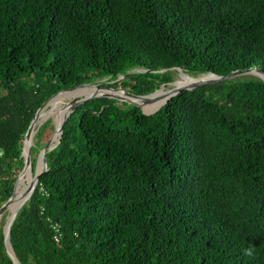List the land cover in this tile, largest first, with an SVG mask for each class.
Masks as SVG:
<instances>
[{"label": "trees", "instance_id": "16d2710c", "mask_svg": "<svg viewBox=\"0 0 264 264\" xmlns=\"http://www.w3.org/2000/svg\"><path fill=\"white\" fill-rule=\"evenodd\" d=\"M254 67L264 70V0H0V208L31 122L55 94L108 78L146 95L178 68L198 77ZM54 130L51 118L37 124L34 170ZM47 166L10 229L21 264H264L256 75L182 90L150 115L94 98L71 112ZM9 215L0 264H14Z\"/></svg>", "mask_w": 264, "mask_h": 264}, {"label": "water", "instance_id": "95a60500", "mask_svg": "<svg viewBox=\"0 0 264 264\" xmlns=\"http://www.w3.org/2000/svg\"><path fill=\"white\" fill-rule=\"evenodd\" d=\"M252 72L258 73L256 75L258 77H260L262 80H264V78L260 75V74L264 75V70L259 69V68H256V67L249 68V69L235 70V71H232L230 74L225 75V76H220V75H216V74H213V73L204 75L203 77H201L199 79H196L191 84L184 85V86L179 87V88H175L174 87V88L170 89L169 91H167V92H170V95L168 96V98L157 109H155L154 111H151V112H146L141 104L133 101L131 98H143V99H145L146 97L151 96V95L157 93L158 91H160V89L159 90H156V91H154V92H152L150 94L141 95V94L132 93V92L127 91V90H125L123 88H121V89H114V88L108 87V86H105V87H97V85H99L100 83H103V82H94V83H85V84L76 86L74 88L68 89V90H63V91L55 94L54 96H52L49 100H47L42 105V107L37 111V113H36L33 121L31 122V125H30V127H29V129L27 131V134L25 136L24 145H23V152H22V155L25 158V164H24V167H23L22 171L19 174V177H18L17 181H16L13 195L0 208V220H1V217L3 216V214L6 211H10V205H11V203H12V201H13L16 193H17V189L19 187L20 181L25 176L27 170L29 169V175L33 176V181L29 184V187H28V190H27V193H26V198H25L24 202L18 207V209H16V211L13 214L10 211V215H9V218H8L7 224L5 226V230H4L6 250H7L8 254L10 255V257L12 258L14 264H21V263L18 260L16 254L14 252V249H13V246H12L11 240H10V229H11V226L13 224V221L15 220V217H16L18 211L20 210V208L24 205V203L33 194V192H34V190L36 188V185L38 183V180L40 178V175L43 172H45V171L48 170V166H47V152L49 150L53 149L54 147H56L59 144V142L61 140V137L63 135V130H64V126L66 124V121H67L69 115L71 114V112H73L78 106L83 105V104H86L87 102H89V101H91V100H93L94 98H97V97L114 98V99H117L118 101H125L127 103L136 105V106L140 107L145 114L150 115V114L155 113L157 110H159L173 96H175L176 94H178L182 90H185V89L192 90L194 88H197V87H200V86H204V85H207V84H210V83L222 81V80H225V79H228V78H233V77H236L238 75L250 74ZM129 76H130V74L125 75V77H129ZM83 86H94L96 88V90H111V91H117V92L118 91H122V92L125 93V96L124 95H118V94H107V93L97 94L95 92V93H93L91 95H86V96H84L82 98H78V99L74 100L73 102L69 103L68 104V108H69L68 113L66 114L65 118L62 120V122L59 125V127H56L53 135L50 137V139L47 142L46 146L39 153L38 159H37V162H36V167H35V170H34L33 169V163H32V157H31V151H32L33 143H34L33 138H34V135L36 133V126L38 124L37 123V118H38L39 112L43 108H45L47 106V104L55 96L59 95L60 93H63V92H66V91H70V90L76 89L78 87H83ZM45 120H47V119H45ZM45 120L41 121L40 123H43ZM27 143H28V145H27ZM40 165L42 167L39 170V166Z\"/></svg>", "mask_w": 264, "mask_h": 264}, {"label": "bare ground", "instance_id": "6f19581e", "mask_svg": "<svg viewBox=\"0 0 264 264\" xmlns=\"http://www.w3.org/2000/svg\"><path fill=\"white\" fill-rule=\"evenodd\" d=\"M251 74H258L256 72H252ZM263 78L264 75L260 74ZM183 80L180 82H176V84H182V85H177L175 88H179L182 87L184 85H188L191 84L195 81V79L193 78H189L186 75H183ZM97 93V94H118V95H124L125 93L122 91H111V90H96V88L94 86H83V87H78L76 89L70 90V91H66L63 93H60L59 95H57L58 97L49 104V106H47V108H43L39 114H38V118H37V123L49 118V117H54L56 120V127H59V125L61 124L62 120L65 118L66 113L68 112L69 108L68 105L62 106V99L64 96L68 97L71 95H78V94H82L85 93L87 95H91L93 93ZM161 91L146 97L145 99L143 98H131L133 101H138L141 102L140 104H145L146 103H150V104H155V105H161L170 95V92H161L162 94H160ZM48 105V104H47ZM158 106V107H159ZM157 108V107H156ZM45 109V110H44ZM28 145V143H27ZM41 165L39 166V170L41 169ZM33 181V176L29 175V169L27 170L25 176L21 179L19 187L17 189V193L10 205V211L13 214L16 209H18V207L24 202L25 198H26V193L29 187V184ZM28 182V183H27ZM1 221V220H0Z\"/></svg>", "mask_w": 264, "mask_h": 264}, {"label": "rangeland", "instance_id": "374dc122", "mask_svg": "<svg viewBox=\"0 0 264 264\" xmlns=\"http://www.w3.org/2000/svg\"><path fill=\"white\" fill-rule=\"evenodd\" d=\"M135 71H138V72H140V71H142L141 69H137V70H135ZM251 74V73H250ZM183 75H186V76H188L189 78H193V79H199V78H201V77H203V76H198V77H194V76H191V75H189V74H187V73H185L183 70H181V69H177L176 70V72H175V78H176V80L174 81V82H172L171 84H169V85H162L161 87H160V91L161 92H167V91H169L170 89H172V88H174V87H176L177 85H182V84H176V82H180V81H182L183 80ZM245 75V74H244ZM248 75V74H247ZM254 75V74H253ZM239 76V75H238ZM257 76V75H256ZM120 78H123V77H120ZM108 81V78H106V79H102V80H98L97 82H103V83H100L99 85H97V87H105V86H107L105 83ZM119 80H117V81H112V83H116V82H118ZM103 84V85H102ZM121 85L122 84H119L118 86H114V87H112V88H114V89H121L122 87H121ZM129 88V87H128ZM123 89H125V90H127V88H123ZM159 90V89H158ZM127 91H129V90H127ZM159 92V91H158ZM160 92V94H162ZM87 94H85V93H82V94H78V95H71V96H68V97H66V96H64L63 97V99H62V103H61V105L62 106H65V105H68L69 103H71V102H73L74 100H76V99H78V98H82V97H84V96H86ZM58 96H55L49 103H48V105L47 106H49V104L51 103V102H53L56 98H57ZM135 102H137V103H141V102H138V101H135ZM47 106H46V108H47ZM45 108V109H46ZM44 109V110H45ZM49 118H51L52 119V122H53V124H54V126H55V129H56V120H55V118L54 117H49ZM48 119V118H47ZM40 123V122H39ZM38 123V124H39ZM55 131V130H54ZM54 133V132H53ZM53 133L51 134V136L53 135ZM50 136V137H51ZM28 183V182H27ZM9 214H10V211H9Z\"/></svg>", "mask_w": 264, "mask_h": 264}, {"label": "built area", "instance_id": "2783aa9c", "mask_svg": "<svg viewBox=\"0 0 264 264\" xmlns=\"http://www.w3.org/2000/svg\"><path fill=\"white\" fill-rule=\"evenodd\" d=\"M51 227L54 231V239L58 242L62 235L61 230H60V224L53 222L51 223Z\"/></svg>", "mask_w": 264, "mask_h": 264}, {"label": "clouds", "instance_id": "9594fccd", "mask_svg": "<svg viewBox=\"0 0 264 264\" xmlns=\"http://www.w3.org/2000/svg\"><path fill=\"white\" fill-rule=\"evenodd\" d=\"M243 251H244V254L248 256H251L253 254L252 248H245Z\"/></svg>", "mask_w": 264, "mask_h": 264}]
</instances>
